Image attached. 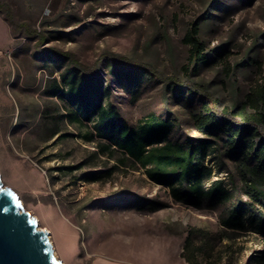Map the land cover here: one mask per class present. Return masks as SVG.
Segmentation results:
<instances>
[{
  "label": "rangeland",
  "instance_id": "rangeland-1",
  "mask_svg": "<svg viewBox=\"0 0 264 264\" xmlns=\"http://www.w3.org/2000/svg\"><path fill=\"white\" fill-rule=\"evenodd\" d=\"M195 21L209 60L188 75L184 38ZM66 53L105 85L111 79L110 100L129 124L157 115L175 120L171 140L213 138L196 124L202 105L212 97L234 109L264 83V0H0L1 181L48 232L55 256L65 264H189L184 243L197 227L198 264H264V196L242 155L220 139L207 159L230 202H176L120 152L100 154L98 141L85 137L93 123L71 122L64 102L46 94L69 63ZM114 59L139 69L132 81L111 75L121 64ZM171 81L208 95L176 91ZM255 187L264 192V182ZM234 202L243 204L245 229L221 224Z\"/></svg>",
  "mask_w": 264,
  "mask_h": 264
},
{
  "label": "trees",
  "instance_id": "trees-1",
  "mask_svg": "<svg viewBox=\"0 0 264 264\" xmlns=\"http://www.w3.org/2000/svg\"><path fill=\"white\" fill-rule=\"evenodd\" d=\"M7 20L14 29L18 26L8 11ZM184 41L190 46L185 72L196 74L200 65L209 60L205 43L200 38V22L191 23ZM60 81L55 79L46 94L61 99L65 106V118L73 123H93L88 141H98L100 154L120 152L121 162L132 163L135 170H143L157 185L169 189V194L178 203L188 207L201 208L206 203L221 204L231 201V192L222 179H213V169L207 159L218 149L219 140L225 139L228 150L235 156L242 155L249 166L252 188L258 192L259 200L264 192L258 190L264 182V83L252 87L245 102L234 109L219 107L217 98H210L203 104V110L196 114V124L207 138L187 136L184 140H171L175 120L150 115L131 125L120 108L110 100L111 79L104 84L99 74L85 73L70 53L65 54ZM120 65L111 66L110 72L117 82L132 81L139 70L130 63L114 59ZM57 62V61H56ZM176 91L187 89V94L208 95L206 89L195 83L185 82L183 86L171 81ZM251 107L254 112H250ZM58 131L53 134L56 135ZM216 144V146H214ZM112 171H109V175ZM100 175L85 174L82 179L97 181ZM245 212L242 203H232L228 212L221 216V224L230 229H245ZM255 219V217H254ZM253 219V220H254ZM264 231V216L260 218ZM202 229L188 230L182 256L189 264H198L196 240Z\"/></svg>",
  "mask_w": 264,
  "mask_h": 264
},
{
  "label": "water",
  "instance_id": "water-1",
  "mask_svg": "<svg viewBox=\"0 0 264 264\" xmlns=\"http://www.w3.org/2000/svg\"><path fill=\"white\" fill-rule=\"evenodd\" d=\"M0 264H65L58 259L48 232L38 228L0 176Z\"/></svg>",
  "mask_w": 264,
  "mask_h": 264
}]
</instances>
